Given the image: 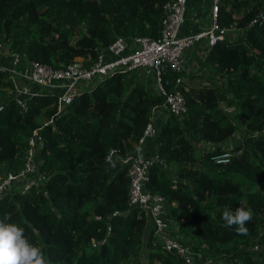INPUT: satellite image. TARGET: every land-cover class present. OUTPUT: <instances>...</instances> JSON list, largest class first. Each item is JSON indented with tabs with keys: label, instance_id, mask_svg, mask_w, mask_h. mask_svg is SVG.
<instances>
[{
	"label": "trees",
	"instance_id": "obj_1",
	"mask_svg": "<svg viewBox=\"0 0 264 264\" xmlns=\"http://www.w3.org/2000/svg\"><path fill=\"white\" fill-rule=\"evenodd\" d=\"M167 1L0 0V45L52 68L88 66L116 37H157ZM214 20L224 31L199 58V79L183 69L162 74L165 91L183 97L180 115L139 68L93 80L58 112L45 88L22 109L0 70V178L21 169L33 132L44 174L0 196V219L10 212L47 264H264V0H219ZM158 108L144 150L161 161L150 164L144 188L163 197L169 232L192 249L188 263L160 246L127 200L121 160ZM232 134L239 141L228 160L214 162ZM226 206L251 211L246 234L225 227Z\"/></svg>",
	"mask_w": 264,
	"mask_h": 264
},
{
	"label": "built area",
	"instance_id": "obj_2",
	"mask_svg": "<svg viewBox=\"0 0 264 264\" xmlns=\"http://www.w3.org/2000/svg\"><path fill=\"white\" fill-rule=\"evenodd\" d=\"M185 1L169 0L164 4V16L157 37L133 36L129 39L116 37L88 66L72 61L62 68H52L23 55L10 53L9 66L0 67V70L7 71L15 100L22 109L26 108L24 97L45 88L55 92L56 112H58L72 100L79 89L93 80L116 69L139 68L151 76L157 92L164 95L162 105L173 114L180 115L184 110L183 97L177 92L165 91L161 83L162 74L166 71H180L183 68L182 54L186 47L207 33V45H211L216 37H221L224 31L216 27L214 20L219 0H211L210 28L207 31L198 30L179 35L178 29L185 17ZM215 29L218 30V35L214 33ZM127 45L131 47L127 48ZM3 49L0 45V52ZM153 115L138 137L134 152L121 160L128 176L127 200L129 204L136 205L146 216L147 223L152 228V237L159 239L160 246L166 250H173L185 263H188L192 258V249L169 232L171 223L169 224L165 214L163 197L144 188L150 164L155 160L161 161L155 150L150 152L144 150L146 138L153 137L156 133ZM27 143L28 147L21 169L16 173L9 172L0 178V196L7 191L23 193L44 179V174L37 168L36 151L41 141L38 140L35 132L28 137ZM230 155V151L223 150L213 154L212 158L214 162H224ZM196 257L200 258L201 254L198 252Z\"/></svg>",
	"mask_w": 264,
	"mask_h": 264
},
{
	"label": "clouds",
	"instance_id": "obj_3",
	"mask_svg": "<svg viewBox=\"0 0 264 264\" xmlns=\"http://www.w3.org/2000/svg\"><path fill=\"white\" fill-rule=\"evenodd\" d=\"M222 219L225 227L236 225L239 234H246L245 224L252 219V213L242 207L233 212L226 206ZM11 220L10 212H4L0 219V264H47L41 248L30 243L24 235V228Z\"/></svg>",
	"mask_w": 264,
	"mask_h": 264
},
{
	"label": "crops",
	"instance_id": "obj_4",
	"mask_svg": "<svg viewBox=\"0 0 264 264\" xmlns=\"http://www.w3.org/2000/svg\"><path fill=\"white\" fill-rule=\"evenodd\" d=\"M210 1L211 0H186L185 1V11L184 20L180 24L178 29V34H185L188 32H194L198 30H208L211 25L210 19ZM208 33L201 37L198 41L194 42L192 45L186 47L183 50V70L186 73L192 74L195 71L198 73V60L204 55V49L207 46ZM131 45H127V48ZM10 64V53L5 49L0 52V67H7ZM205 72L207 69H204ZM195 74V73H194ZM184 80L188 78L183 77ZM199 77L197 74L194 75L193 81H197ZM189 80V79H188ZM160 113V112H159ZM160 117V114H156ZM154 116V115H153ZM225 142L221 145L224 147Z\"/></svg>",
	"mask_w": 264,
	"mask_h": 264
},
{
	"label": "rangeland",
	"instance_id": "obj_5",
	"mask_svg": "<svg viewBox=\"0 0 264 264\" xmlns=\"http://www.w3.org/2000/svg\"><path fill=\"white\" fill-rule=\"evenodd\" d=\"M234 30V29H233ZM232 33H233V31H231ZM154 87H155V84H154ZM227 109V111L229 112V113H231L232 112V109L231 108H226ZM160 112V110L159 109H156L155 111H154V114L156 115V114H161V112ZM156 116H158V115H156ZM155 121V120H154ZM156 122V121H155ZM239 141V139H238V136H237V134H232V135H230L224 142V147L223 148H225V149H227V150H231V148L237 143ZM196 146L198 147V144H196ZM148 228V227H147ZM142 257L144 258V250H142ZM208 261L206 262V260H203L204 262V264H208V262L209 261H211L210 259H207ZM206 262V263H205Z\"/></svg>",
	"mask_w": 264,
	"mask_h": 264
},
{
	"label": "water",
	"instance_id": "obj_6",
	"mask_svg": "<svg viewBox=\"0 0 264 264\" xmlns=\"http://www.w3.org/2000/svg\"><path fill=\"white\" fill-rule=\"evenodd\" d=\"M117 116V115H116Z\"/></svg>",
	"mask_w": 264,
	"mask_h": 264
}]
</instances>
